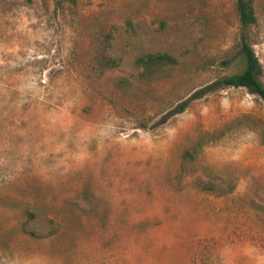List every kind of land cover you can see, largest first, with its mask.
<instances>
[{
  "label": "rangeland",
  "instance_id": "obj_1",
  "mask_svg": "<svg viewBox=\"0 0 264 264\" xmlns=\"http://www.w3.org/2000/svg\"><path fill=\"white\" fill-rule=\"evenodd\" d=\"M255 6L243 25L237 0H0V264H264L263 98L222 86L175 109L242 72L244 43L264 84ZM100 23L121 60L104 75Z\"/></svg>",
  "mask_w": 264,
  "mask_h": 264
},
{
  "label": "trees",
  "instance_id": "obj_2",
  "mask_svg": "<svg viewBox=\"0 0 264 264\" xmlns=\"http://www.w3.org/2000/svg\"><path fill=\"white\" fill-rule=\"evenodd\" d=\"M70 2H76V0H69ZM237 7L240 15V20L243 25H249L257 21L255 0H237ZM166 21L160 20V25L165 26ZM114 26L108 23H100L96 26L93 38H94V51L90 61L91 69L98 75H104L110 70H114L120 65V58L113 56L109 52L110 41L113 37ZM243 51L246 60V67L242 72L230 74L214 82L200 88L195 91L189 98L183 100L175 108L176 111H182L188 105L192 98H198L204 95L206 92L216 89L222 86H235L246 87L252 93L258 94L264 100V84L260 78L261 64L258 56L254 52L253 48L248 43L243 44ZM174 57L166 52H147L139 55L136 58L138 66H151L157 63L173 62ZM131 82L126 76H122L118 85L121 88H125ZM203 183V181L201 182ZM229 186L226 189L223 186L216 185L214 182H205L203 188L205 190L216 191L218 187L222 193L232 191L233 185L228 182ZM257 207L264 209V204L254 201Z\"/></svg>",
  "mask_w": 264,
  "mask_h": 264
}]
</instances>
